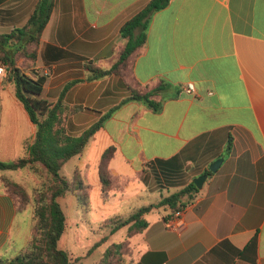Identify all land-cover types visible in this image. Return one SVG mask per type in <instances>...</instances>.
Segmentation results:
<instances>
[{
	"label": "crops",
	"instance_id": "0c3cea01",
	"mask_svg": "<svg viewBox=\"0 0 264 264\" xmlns=\"http://www.w3.org/2000/svg\"><path fill=\"white\" fill-rule=\"evenodd\" d=\"M37 1L0 0V34L24 26ZM149 2L55 0L26 73L43 79L45 96L65 105L71 134L104 118L61 174L79 172L89 185L88 201L98 194L106 204L112 195L132 206L109 218L158 203L207 174L194 197L183 198L182 230L166 227L170 207L146 213L148 225L134 234V254L125 264H264V0H170L153 16L146 47L131 58L126 76L91 79L92 66L113 64L125 44L120 28ZM160 80L168 82L155 96L163 99L160 110L130 99L127 82L142 87ZM35 133L15 83L6 78L0 159L25 156ZM111 146L115 188L104 199L99 162ZM221 157L212 172L210 164ZM4 177L31 191L49 185L51 175L41 163L0 170V257L13 258L28 244L34 217L32 207L18 210ZM58 200L79 203L71 192Z\"/></svg>",
	"mask_w": 264,
	"mask_h": 264
},
{
	"label": "trees",
	"instance_id": "16d2710c",
	"mask_svg": "<svg viewBox=\"0 0 264 264\" xmlns=\"http://www.w3.org/2000/svg\"><path fill=\"white\" fill-rule=\"evenodd\" d=\"M170 0H150V2L120 28L125 44L117 52V57L109 68L91 67V79L110 74L126 76L131 58L140 54L146 47L150 23L155 13L169 4ZM55 0H38L34 11L24 26L9 33L0 34V64L7 66V79L15 83V94L28 111L36 125L33 140L26 142V155L15 160L0 159V170L18 169L30 164L41 163L51 175V182L46 188H37L33 194L20 183L3 178L7 190L16 199L19 211H25L33 203V227L28 244L13 258L0 257V264H77L68 252L60 249L59 240L67 228V216L59 198L73 193L80 206H88L89 185L76 172L72 178L61 174L63 165L73 156L81 153L92 135L103 126L104 118L94 123L80 135L68 132L66 128L65 105L59 101L53 103L45 96L44 80L27 74L31 61L36 59L37 47L42 33L48 24ZM24 58V59H23ZM23 59L22 62H18ZM130 99L145 103L155 111L161 109L163 99L155 96L163 91L168 82L160 80L155 85L147 84L135 87L128 83ZM80 106L71 108L77 111ZM115 147L107 148L99 162L101 191L104 199L109 198L115 186L110 171V161L114 157ZM199 188L194 182L189 183L177 192L170 194L158 203L144 205L128 215L113 216L103 221L101 228H110V233L117 232L124 226L134 235L143 231L148 222L144 218L155 208L167 206L171 214L183 209L185 196L191 200ZM170 217H166L168 219ZM105 240L96 242L93 248ZM124 242H113L97 264H125Z\"/></svg>",
	"mask_w": 264,
	"mask_h": 264
},
{
	"label": "rangeland",
	"instance_id": "374dc122",
	"mask_svg": "<svg viewBox=\"0 0 264 264\" xmlns=\"http://www.w3.org/2000/svg\"><path fill=\"white\" fill-rule=\"evenodd\" d=\"M46 178L44 174L43 180ZM47 186L44 185L43 188ZM27 191L33 194L35 189L31 191L27 189ZM110 197L111 201L104 204L101 197L96 194L91 199L89 198L87 207L80 206L79 203L77 205L73 201L63 200L62 202L68 219L66 231L60 238L58 246L76 259L77 264H97L113 242L125 243L123 247L125 262L134 254L132 245L134 235L129 233L128 227H123L114 234L110 233V228H101L105 219L117 213H127L129 207H132L128 202L120 204L112 199V195ZM31 207L33 208V203L28 206V209L30 210ZM159 210L163 211V208ZM100 240L105 241L93 248L94 244ZM3 257H6V254Z\"/></svg>",
	"mask_w": 264,
	"mask_h": 264
},
{
	"label": "built area",
	"instance_id": "2783aa9c",
	"mask_svg": "<svg viewBox=\"0 0 264 264\" xmlns=\"http://www.w3.org/2000/svg\"><path fill=\"white\" fill-rule=\"evenodd\" d=\"M7 74H8L7 66L4 64H0V84L4 82V80L7 78ZM194 89H195L194 84L189 83L187 86V91L192 93ZM184 212L185 209L183 208L172 213L170 218L166 219L165 221L166 227L170 230H174L178 232L181 231L185 225Z\"/></svg>",
	"mask_w": 264,
	"mask_h": 264
},
{
	"label": "water",
	"instance_id": "95a60500",
	"mask_svg": "<svg viewBox=\"0 0 264 264\" xmlns=\"http://www.w3.org/2000/svg\"><path fill=\"white\" fill-rule=\"evenodd\" d=\"M222 162H223V158H222V157H221V158H218L217 160H215L214 162H212V163L210 164V169H211V171H212V172H215V171L218 169V167L220 166V164H221ZM206 178H207V174H204V175H200V176H198V177H196V178L194 179V183L196 184V186H197L199 189H201V188L203 187V184H204Z\"/></svg>",
	"mask_w": 264,
	"mask_h": 264
}]
</instances>
